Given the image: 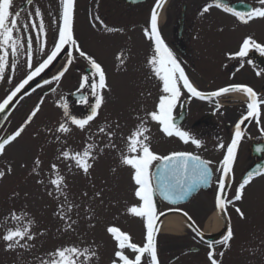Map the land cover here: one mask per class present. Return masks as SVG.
I'll return each mask as SVG.
<instances>
[{
    "label": "snow or ice",
    "instance_id": "obj_1",
    "mask_svg": "<svg viewBox=\"0 0 264 264\" xmlns=\"http://www.w3.org/2000/svg\"><path fill=\"white\" fill-rule=\"evenodd\" d=\"M28 5L33 3V0H26ZM60 12L58 19L53 15L52 26L56 29L53 34V46L46 51L47 48V26L45 24L43 13L40 7H35L34 13L28 12L31 18L30 23L21 22V11H13L14 0H0V82L12 84V75H7L9 70L14 75L18 66L23 63L26 65L27 74L8 92L5 98L0 101V112H4L9 105L19 96L22 91L27 93V86H30L36 77L40 76L46 69L51 66L54 61L61 55L62 52L71 48L72 51H67L66 63L62 65V70L54 75L51 80L45 79L44 85H51L53 81L59 87V83L68 72L69 66L72 65L75 57L73 51L79 54L80 58L87 61L90 67V74L83 75L77 91L90 88V95L94 98V102L89 105V113L78 118L69 110L67 101L60 97L55 101V106L62 109V117L57 121L55 132L67 136L72 133L73 127L80 131H85L90 127L91 123L96 120L100 114V110L106 102L105 92L110 91V86L107 82V74L100 62L97 59L84 51L78 40L74 36V12L75 0H59ZM166 0H156L155 6L151 11L150 27L144 29L145 37L153 44V55L148 59L147 63L151 68L155 78L161 83V94L158 102L153 110H146L143 117L138 116V124L130 131L127 137H124L123 149H117V144L114 142L116 136L115 130H109L111 125L105 122L98 126V132L107 137V143L100 147L95 140L93 134L89 133L87 139L91 143H86L81 150H63L59 153L57 159L69 162L67 169L69 172L73 168L83 173L85 177H91V169L98 161L106 149H115L119 155V165L131 170V180L134 184L133 195L135 203L126 208V212L132 217L140 218L143 221L145 229L144 241L142 244L133 242L131 235L123 231L116 225L106 227V232L114 241V258L110 264H160L158 257L157 236L160 230V217L165 215V212L158 211L155 197L157 193L166 201L176 204L185 200L201 186H210L213 180L214 171L212 161L203 159L201 156L190 151H172L167 155L158 154L152 147L151 129L148 126L149 121L155 122L159 131L166 137H176L184 144H192L196 148L202 147V141L196 138L192 133L183 130L176 122L174 116L175 109L183 106L181 96L186 91L190 97H195L200 100H213L228 93H243L246 95L248 103L246 111L241 116L239 121L234 126V132L231 142L227 145L219 144V148H226L222 160L219 162L216 172L219 173L217 180V194L215 197V207L221 214L222 218L228 219L226 231L222 239L208 241L206 259L208 264H222V258L225 251L231 247V241L234 239V230L228 217V208L231 205L241 219H246L245 213L240 207H237L235 202L243 199L246 187L258 176H264V167H257L255 171H249L238 182L235 192L231 198L228 196V190L232 187L234 181V165L237 158L239 144L244 136V131L241 127L245 121L254 119L259 124L261 117L264 116V99L260 98L254 89L244 84H229L221 87L216 91L205 92L199 90L189 76L186 74L181 61L173 53L172 49L165 42L161 35L158 26L159 12L162 9ZM258 6L251 7L248 11H237L228 6L222 0H211L207 2L200 10V15L208 14L215 7L222 9L225 13L231 14L237 21L242 24H249L256 19H264V0H257ZM26 11V9H23ZM51 15V14H50ZM94 21H98L103 29L108 32H118L122 29L107 26L99 15L93 16ZM95 23L93 27H95ZM30 31L35 32L36 48L33 47L34 39ZM252 50L258 51L264 55V44L257 42L253 36L249 35L243 38L239 50L234 53H229L231 59L243 60L249 55ZM34 56L46 57L37 61L34 65ZM11 58V59H10ZM116 60L120 66L125 63L124 53L121 52L116 56ZM248 63H252L250 60ZM243 67V64H241ZM257 72V75H261ZM35 91V89H32ZM52 93H56L57 88L50 89ZM48 93L46 92L45 95ZM79 102L88 104V96L81 95ZM44 99L33 107L30 114L27 116L22 125H20L12 134L6 137H0V156H3L6 151V146L14 142L30 125L34 118L42 111ZM219 107V105H218ZM116 128H119L117 123ZM49 132L52 129L48 130ZM264 132V129H261ZM61 139L60 135L56 136V140ZM257 151H264L258 148ZM42 161L37 157L34 161L32 172L39 176L38 169ZM51 170L54 173V178H50L49 183L53 186L52 190L47 192L48 196L60 201L58 211L55 215L62 221H65L68 229H72L77 223L71 218L69 213L72 209L78 208L67 199L66 178L61 174L59 166L56 163L51 164ZM155 167V172L152 169ZM113 173L116 168L112 169ZM12 168L7 167V173L0 170V179L6 174H10ZM37 183L43 184L42 179L37 180ZM84 197L88 196L85 191ZM96 198L102 197V191L94 193ZM63 197V201L60 198ZM102 202V200H101ZM67 205V206H66ZM85 212H91L92 215L88 219H92L95 215L94 210L89 206L85 208ZM189 221L192 217L187 212L183 213ZM27 213L17 214L15 210L10 211L7 219L15 222L12 227H5V231L0 233V242H3L5 251L15 252L17 249H28L34 247L37 236L43 235L42 232L33 231L35 224L34 219L24 221ZM94 227V225H93ZM189 227L197 237L203 241L204 234L195 225V222L189 224ZM217 245L222 246L221 251H217ZM100 259L98 251L91 246L80 247L75 244L70 246L61 245L56 247L51 252L47 253V259L40 260V264H94Z\"/></svg>",
    "mask_w": 264,
    "mask_h": 264
},
{
    "label": "rangeland",
    "instance_id": "obj_2",
    "mask_svg": "<svg viewBox=\"0 0 264 264\" xmlns=\"http://www.w3.org/2000/svg\"><path fill=\"white\" fill-rule=\"evenodd\" d=\"M54 1L56 0H46L52 6ZM40 3L42 4V0H40ZM45 16L46 19L49 18L47 12H45ZM91 17L92 11L87 7L83 8L79 4L75 38L78 41H84L80 45L81 48L93 55L106 71L107 82L110 86V91L105 92L106 102L100 110L99 116L91 123L90 127L86 128L85 131H80L72 126V133L64 136L55 132V128L58 126L57 121L62 117V109L56 107L54 103L59 100V94L56 92L55 94L45 95L42 97L44 99L42 111L26 127L18 141L15 140L6 146L5 154L0 156V170L7 173V167L10 165L12 172L0 179V233L5 231L6 226H14L15 222L11 221L10 218L6 221V217H8L10 211L15 210L18 215L27 213L22 223H26L28 219H34L33 231L42 232L43 235L37 236L35 241L30 242L34 243V247L17 249L15 252L5 251L3 242H0V264H40V260L47 259V253L56 247L73 244L80 247L91 246L94 250H97L100 259L94 264H110L111 259L114 258L115 248L114 241L106 232V227L110 225H116L123 231L128 232L133 242L137 244H142L144 241L143 221L140 218L132 217L126 212V208L136 202L133 195L134 184L131 180V170L119 165L117 150H105L91 169L90 178L85 177L82 172L75 168L72 172H69L67 169L69 162L57 159L59 153L63 150H81L86 143H91L92 141L87 139L89 133L93 134V140L102 147L104 143H107V137L98 132V126L105 122L111 125L109 130L116 131V136L113 139L117 144V149H123L125 147L124 137H127L135 125L138 124L137 117H143L146 110H153L161 94V85H158V82L150 81L142 74L138 75L142 65L126 59L124 65L120 66L116 59H107L112 55H116L117 48H110L102 26L91 20ZM94 23L95 27H93ZM250 24L262 27L260 29L263 33L264 19H256ZM218 25L222 29L238 28L235 23L226 21L224 18ZM256 27L254 29H257ZM137 33L138 29L134 28L133 34ZM254 39L264 44L263 39L260 40L257 37H254ZM211 41L215 43V41ZM48 49L49 46L47 45L46 51ZM199 51L208 55L204 49ZM223 52L219 50L216 56L225 57ZM139 53L141 54L140 47L139 51L138 47H134L132 56L137 58ZM80 61L85 63L83 60ZM86 67H89L88 64ZM26 72L27 68L24 66L23 69L17 72L16 81L18 80L17 76L24 75ZM74 81V86L70 82H65L67 88H64V90L67 89V93L79 88L80 81L78 77ZM67 98L69 100V96ZM234 102L240 103L242 101L237 99ZM68 105L73 115H82L80 109L74 108L72 110L70 109L71 104L68 103ZM32 109L24 108L22 113L16 116L15 123L21 122L22 125ZM76 109L78 112H76ZM215 110L219 113L222 111L225 114L232 115L235 114V111H242L239 108H231L229 111H227V108L222 110L216 108ZM209 111L214 112V110H205L204 114ZM217 120L223 123L228 121L226 117L220 116ZM117 123L119 128H116ZM262 123H264V118ZM148 126L151 129L152 147L158 154L167 155L172 151H190L200 155H210L211 159L203 158L213 162L218 163L222 160L221 153L216 151L204 153L202 147L196 148L190 143L184 144L176 137L164 136L155 122L149 121ZM49 129H52V131L49 132ZM191 129L193 130V127ZM57 135L61 136L59 141L56 140ZM37 157L42 161L38 169L39 176L32 172ZM52 163L59 166L61 174L66 178L67 188L65 191L67 192L68 201L79 206L78 208L74 207L72 212L69 213L77 223L67 231H65L67 228L65 221L60 220L55 215L60 201L47 194L53 188L49 183L50 178H54V173L50 167ZM114 167L116 168L115 173L112 171ZM39 179H42L44 183H37ZM238 181L239 179H236L235 183ZM260 181L261 179H258L250 186L254 189L244 194L245 196L238 204V207L245 213L246 219H241L234 208L232 210L233 222L231 226L234 230V239L231 241V247L226 250V254L223 256V264H264V189H262L264 188V180ZM85 191L88 193L87 197L83 196ZM96 191H102L101 198L94 196ZM204 198L203 195H198L194 202L187 204L184 209L197 218L200 227L203 226V208H206V214L214 209V204L212 201L210 202L211 199ZM63 199V197L60 198L61 201ZM89 206L95 213L91 220L88 219V216L92 213L85 212V208ZM206 214L205 216H207ZM162 226L161 223L157 236L160 264H186L187 261L191 264H198L199 259L204 263L203 258L206 257L204 252L196 255L189 254L190 258L189 256L188 258L183 256L186 249L202 248V245L200 246L194 238L183 235L186 232V234H189L190 230L187 227L182 233L183 236H166ZM204 228L206 230V225ZM176 255H182V257L172 263V259Z\"/></svg>",
    "mask_w": 264,
    "mask_h": 264
},
{
    "label": "flooded vegetation",
    "instance_id": "obj_3",
    "mask_svg": "<svg viewBox=\"0 0 264 264\" xmlns=\"http://www.w3.org/2000/svg\"><path fill=\"white\" fill-rule=\"evenodd\" d=\"M107 1L110 2L111 0H75V22L76 16L79 13V4H81L83 8L87 7V9L92 11L91 20H93L94 15H99L101 20H103L107 26L118 29L130 25L131 22H135V27L141 30V35H144V29L150 27L151 11L155 6L156 0H146L144 3L137 5H130L123 0H116L117 4L119 6L122 5L123 9L107 8ZM207 2H211V0H168L165 20L161 25H158L162 37L172 49L176 57L181 61L186 74L199 90L211 92L229 84H244L252 87L254 91L257 92L258 96L264 99V60H257V58H261H256L252 55V52H249V55L243 60L231 59L229 57V53L238 51L236 48H239L241 45L239 41H226L227 35L235 33L237 29H222L218 24L223 18L232 23H238V21L231 14L225 13L222 9H217L215 7H213L208 14L201 16L200 10ZM222 2L228 4L230 7L232 5H244L245 7V5L248 4H252L253 7L257 6L255 0H222ZM37 6L40 7L43 13L47 30L52 32L51 40L53 42V34L56 29L52 26V17L53 15L55 17L59 15V0L54 1L53 6L46 2V0H42V4L40 3V0H33L31 5H28L26 0H14L13 11H21V22L30 23L31 18L28 16V12L34 13V9ZM23 9H26V11ZM45 12L49 14L48 19H46ZM160 17L161 16L158 17V20ZM96 22L100 25L98 21ZM129 31H131V29L125 28L116 33L123 35L124 33L127 34ZM32 33L30 31V34L34 39L33 47L36 48L35 32L32 31ZM205 33L206 36L210 33L211 38L215 43L211 40L203 41ZM141 35L140 37H142ZM130 37L132 36L130 35ZM143 37L146 41H149L145 35ZM149 42L152 44L151 41ZM197 49H204L208 55L203 52L198 53ZM219 50L224 51L223 54L225 57L216 56ZM43 58L46 57L34 56V65L37 63L38 59L42 60ZM249 60L252 63H248ZM241 64H243V67H241ZM24 66L26 65L21 63L14 75L9 70L7 75H12V84L0 82V98L3 96L6 97L15 84L26 76L27 72L24 75L17 76V81L15 79L17 72L23 69ZM81 70L82 68L78 66L77 72L71 74V85L75 82L74 79H77V74H81L79 72ZM257 72H261L262 74L257 75ZM89 74L90 73H86V75ZM59 86H61V83H59ZM80 91L85 92L86 96H88V104L77 102L71 106L73 110L74 108L80 109L82 115L77 117L83 118L89 113V105L94 102V98L90 95V88L86 87ZM61 96L66 100V96L60 95V97ZM223 97H225V95ZM223 97L211 101L200 100L190 97L185 91L181 96L180 101L183 106L181 107L178 105L174 111L177 124L180 125L183 130L185 129L190 133L194 132L200 137L221 136V134H223L226 138H232L234 126L245 113L248 100L246 99L247 103L241 102L240 104L234 102L235 100L233 98ZM41 98L42 88L26 97L18 105L12 116L13 118H10L11 120L8 124L9 128L19 125L21 122L18 124L15 123L16 116L22 113L24 108H33ZM66 101L68 102V100ZM70 101L73 102L71 98ZM216 108L219 110L227 108V111L231 108H239V110L242 111H235V114L232 115L225 114L222 111L219 113L215 110ZM77 109L76 112H78ZM205 110H214V112L209 111L204 114ZM218 114L220 117H226L228 121H225L224 123L218 121ZM252 120L253 119L248 123L240 143L236 158L237 161L234 165V176L243 175L255 164H264V151L258 152L252 148L254 145L259 144L263 145L264 149V134L253 136L252 131L254 130V124ZM191 127H193V130ZM220 140L222 139H214V141H217L215 144L219 146L220 143H223ZM213 189L214 188L209 192L210 196H212Z\"/></svg>",
    "mask_w": 264,
    "mask_h": 264
},
{
    "label": "bare ground",
    "instance_id": "obj_4",
    "mask_svg": "<svg viewBox=\"0 0 264 264\" xmlns=\"http://www.w3.org/2000/svg\"><path fill=\"white\" fill-rule=\"evenodd\" d=\"M237 98H243L235 96ZM164 234L181 235L185 230V224L177 216H168L162 221ZM222 228V221L218 215H213L206 224V233L217 234Z\"/></svg>",
    "mask_w": 264,
    "mask_h": 264
},
{
    "label": "water",
    "instance_id": "obj_5",
    "mask_svg": "<svg viewBox=\"0 0 264 264\" xmlns=\"http://www.w3.org/2000/svg\"><path fill=\"white\" fill-rule=\"evenodd\" d=\"M67 51H70V48H68L66 51H64V52H62L61 53V55L57 58V60L56 61H54V63L51 65V66H49V68L48 69H46L45 70V72H43L40 76H38V77H36L32 82H30V86H27V93L28 92H30L32 89H34L37 85H38V83L41 81V80H43L47 75H48V73L56 66V64L58 63V61H59V59H60V57H62L64 54H66V52ZM20 96H25L26 94L22 91V93L21 94H19ZM20 98H19V96L9 105V107L4 111V112H0V126L2 125V123H3V121L5 120V118L9 115V113L11 112V110L13 109V108H11V107H13V105L19 100ZM201 187H203V188H206V187H208V186H201ZM200 187V188H201ZM200 188H198L197 190H195L193 193H192V195L191 196H189L188 198H186L185 200H183V201H180V202H178V203H181V202H185V201H187L190 197H192ZM203 238L204 239H210V240H212V239H215L216 237H207V236H203Z\"/></svg>",
    "mask_w": 264,
    "mask_h": 264
}]
</instances>
